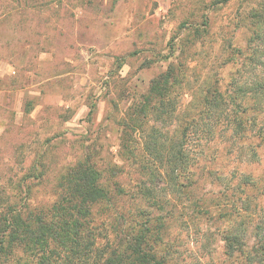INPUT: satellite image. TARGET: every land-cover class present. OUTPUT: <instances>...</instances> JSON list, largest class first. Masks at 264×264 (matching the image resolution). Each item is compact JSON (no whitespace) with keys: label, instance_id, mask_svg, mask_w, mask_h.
<instances>
[{"label":"rangeland","instance_id":"obj_1","mask_svg":"<svg viewBox=\"0 0 264 264\" xmlns=\"http://www.w3.org/2000/svg\"><path fill=\"white\" fill-rule=\"evenodd\" d=\"M259 3L264 0H0L1 204L21 203L30 185L31 205H50L58 175L87 154L127 190L139 180L162 185L149 184L120 145L129 107L177 62H184L192 90L204 76L217 79L223 92L230 89L241 70L232 49L239 54L247 46L241 18ZM256 127L241 152L229 141L223 150L220 141L198 144L189 136L199 177L186 185L190 199L160 193L156 207L138 194L122 196L117 211L102 212L105 225L117 221L118 231L137 230L144 211L152 223L165 219L152 249L170 264H264L258 255L264 252V142L256 146ZM139 137L129 136V145ZM237 214L242 244L229 248L221 237L233 232Z\"/></svg>","mask_w":264,"mask_h":264},{"label":"trees","instance_id":"obj_2","mask_svg":"<svg viewBox=\"0 0 264 264\" xmlns=\"http://www.w3.org/2000/svg\"><path fill=\"white\" fill-rule=\"evenodd\" d=\"M241 22L248 33L247 46L239 54L237 47L232 49L231 61L241 70L230 79V89L223 92L217 79L204 76L194 79L199 84L192 90L186 72H182L184 62H177L157 74L139 101L129 107L120 145L134 159L139 174L151 178L149 184L159 181L162 185L139 180L134 191L127 190L106 177L105 169L87 154L58 175L55 200L50 205H31L30 185H25L21 203L0 201V264L9 258L13 264H170L165 253L152 249V242L166 227L164 217H156L152 223L150 214L143 211L145 217L136 222L137 230L130 225L118 231L117 221L105 225L102 212L111 207L117 211L116 202L122 196L135 200L138 194L156 207L160 203L156 194L160 193H179L190 199L193 190L188 191L186 185H196L199 178L194 169L197 157L188 148L191 135L198 144L220 141L225 144L223 150L229 141L241 152L249 133L251 136L259 124L256 146L264 142V4L249 9ZM135 133L141 135L139 146L138 139L128 143ZM249 151L252 156L257 154L255 148ZM42 172L40 169L37 178ZM202 176L209 177V173ZM117 217L124 218V213ZM237 217L240 220L233 232L221 237L229 248L230 244H242L236 230L244 222L243 215ZM109 230L114 232L112 236Z\"/></svg>","mask_w":264,"mask_h":264}]
</instances>
